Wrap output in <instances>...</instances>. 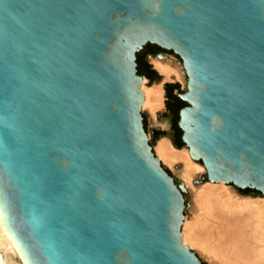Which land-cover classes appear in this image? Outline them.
I'll return each instance as SVG.
<instances>
[{
	"label": "water",
	"instance_id": "water-1",
	"mask_svg": "<svg viewBox=\"0 0 264 264\" xmlns=\"http://www.w3.org/2000/svg\"><path fill=\"white\" fill-rule=\"evenodd\" d=\"M148 43L184 68L160 115L200 183L264 196V0H0V216L27 264H211L147 132Z\"/></svg>",
	"mask_w": 264,
	"mask_h": 264
},
{
	"label": "bare ground",
	"instance_id": "bare-ground-1",
	"mask_svg": "<svg viewBox=\"0 0 264 264\" xmlns=\"http://www.w3.org/2000/svg\"><path fill=\"white\" fill-rule=\"evenodd\" d=\"M152 61L165 80L183 78L184 68L175 60L158 54ZM141 88L144 93L142 109L143 106L149 109L153 123L168 127L167 120L158 122L155 118L164 103L161 84L147 86L143 77ZM155 148L158 158L164 162L174 165L181 161L183 168L179 173L191 186V178L205 169L191 158L187 146L177 148L167 136H162ZM227 191L226 182L203 186L196 202L201 203L199 206L205 217L192 223L184 218L183 242L199 246L209 258L217 256L220 261L228 258V264H264V196H243L230 206L225 201L230 196ZM0 264H27L1 216Z\"/></svg>",
	"mask_w": 264,
	"mask_h": 264
},
{
	"label": "rangeland",
	"instance_id": "rangeland-1",
	"mask_svg": "<svg viewBox=\"0 0 264 264\" xmlns=\"http://www.w3.org/2000/svg\"><path fill=\"white\" fill-rule=\"evenodd\" d=\"M158 54H146V58L148 63H151V65L154 67V69H156L157 73H160V75L158 74L159 77L153 75V81H149L150 77L145 75V84L147 86H153L154 84H161L162 89H163V95H164V103L162 108L157 110V114H156V120L159 121H164L167 120L169 123L168 127H163L162 125L158 124V123H153L152 122V117L150 115L149 109L147 107L143 106V111L146 112V116H147V132L150 136V142H152V128H165L166 132H167V137L170 138L172 144L173 143V136H172V131H171V126H170V114L169 112L161 114L160 115V110H169L167 107V82L168 81H180L181 82V86L182 88H185L186 85V74L185 71L182 68V72H183V78H174L172 80H165L163 78V74L155 67L152 58L157 56ZM165 57H169L173 60H175L176 62H178L181 65V60L178 57H174L172 54H164ZM171 91L173 92H177V87H171ZM161 137L156 138L155 144L153 145V148L156 152V145L158 140ZM177 147V146H175ZM185 145L181 144V147H177V148H185ZM157 154V153H156ZM195 160V159H194ZM161 161L165 164V166L171 171V173L173 174V176L175 177V180L178 183H182V185L186 188L185 190V199H186V208H185V217L187 220H189L190 223L192 222H199L202 221V219L205 217V212L202 210V208L199 206L201 203L196 202L197 198H198V194L200 192H202L203 186L206 183H200V179L201 178H205V169L203 168L202 172L199 175H194L191 178V184H188L186 182V180L184 179V177L179 173V170H181L183 168L182 164L179 162H176L173 164H168L166 162H164L162 159ZM199 165H202V162L200 160H195ZM226 187H227V192L230 194V196H228L225 201L227 202V205H234L235 202H237L238 200H241L240 198L243 196H257V195H252L253 193H238L236 190V187L233 186L232 184H227L226 183ZM190 245L197 253L198 256L201 259L204 260H208L211 264H228V258H225L224 260L220 261L219 258L217 256H214V258H209V255L206 254V252L200 248L199 246L196 245H192V244H188Z\"/></svg>",
	"mask_w": 264,
	"mask_h": 264
},
{
	"label": "flooded vegetation",
	"instance_id": "flooded-vegetation-1",
	"mask_svg": "<svg viewBox=\"0 0 264 264\" xmlns=\"http://www.w3.org/2000/svg\"><path fill=\"white\" fill-rule=\"evenodd\" d=\"M158 48H159L158 46H156V45H154V44H150V43H148V44H146V45L144 46V48L138 53V55L141 56V60H140V61H141V63H142V66L148 64V61H147V58H146V54H147V53H152L155 49H158ZM159 49H161V48H159ZM137 59H138V58H137ZM167 94H168L169 99H170L171 101L176 102V100H175V98H176V96H175V92L172 93V91L168 90ZM177 98H178V97H177ZM184 104H185V103L181 104V105L178 107V109H179L181 106H183ZM177 111H178V110H177ZM176 127H177V126H176Z\"/></svg>",
	"mask_w": 264,
	"mask_h": 264
},
{
	"label": "trees",
	"instance_id": "trees-1",
	"mask_svg": "<svg viewBox=\"0 0 264 264\" xmlns=\"http://www.w3.org/2000/svg\"><path fill=\"white\" fill-rule=\"evenodd\" d=\"M141 56L140 55H138V59H137V61H138V70H139V72L141 73V74H146L147 76H149V77H152L153 76V74H154V70H151V69H149V70H144V68H143V66H142V63H141ZM147 66V65H146ZM175 100H176V102H175V104H176V106H180L181 104H183L184 102L182 101V100H180L179 98H175ZM177 130H178V136H177V144L178 145H181L182 143H181V140H180V130L177 128Z\"/></svg>",
	"mask_w": 264,
	"mask_h": 264
}]
</instances>
